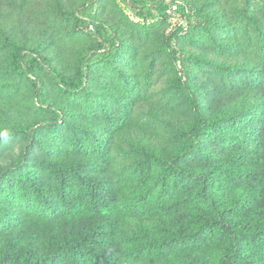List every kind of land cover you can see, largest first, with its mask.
Instances as JSON below:
<instances>
[{"label":"trees","instance_id":"1","mask_svg":"<svg viewBox=\"0 0 264 264\" xmlns=\"http://www.w3.org/2000/svg\"><path fill=\"white\" fill-rule=\"evenodd\" d=\"M0 0V264H264V0Z\"/></svg>","mask_w":264,"mask_h":264},{"label":"built area","instance_id":"2","mask_svg":"<svg viewBox=\"0 0 264 264\" xmlns=\"http://www.w3.org/2000/svg\"><path fill=\"white\" fill-rule=\"evenodd\" d=\"M167 4L166 15L169 24V32L182 28L183 32L188 29L187 14L189 11L186 9L185 13L182 8L185 7L183 0H165Z\"/></svg>","mask_w":264,"mask_h":264}]
</instances>
